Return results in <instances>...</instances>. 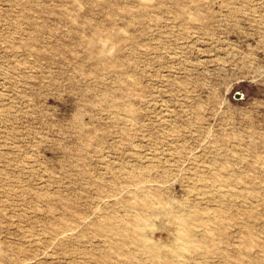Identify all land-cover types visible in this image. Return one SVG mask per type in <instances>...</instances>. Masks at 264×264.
<instances>
[{
	"label": "rangeland",
	"instance_id": "rangeland-1",
	"mask_svg": "<svg viewBox=\"0 0 264 264\" xmlns=\"http://www.w3.org/2000/svg\"><path fill=\"white\" fill-rule=\"evenodd\" d=\"M0 264H264V0H0Z\"/></svg>",
	"mask_w": 264,
	"mask_h": 264
},
{
	"label": "bare ground",
	"instance_id": "bare-ground-1",
	"mask_svg": "<svg viewBox=\"0 0 264 264\" xmlns=\"http://www.w3.org/2000/svg\"><path fill=\"white\" fill-rule=\"evenodd\" d=\"M142 198H143V197H142ZM145 199H146V198H145ZM147 201H148V200H147ZM144 202H145V201H144ZM150 202H151V201H150ZM145 205H146V204H145ZM147 205H148V203H147ZM179 210H180V209H179ZM146 215H147V214H146ZM180 216H181V215H180ZM183 217H184V220L187 219L185 215H184ZM149 221H150V220H149ZM185 222H186V221H185ZM147 224H148V223H147ZM147 224H146V225H147ZM175 229H176V228H175ZM180 230H182V231H181V235H182V233L184 234V236L187 235V226H185V225L182 226V225H181ZM141 237H142V235H141ZM181 244H183V242H181ZM174 245L177 246V248H178L180 244H179V242H177V244H174ZM182 246H183V245H182ZM171 247H172V246H171ZM177 248H175V249H177ZM175 249H174V247H173V251H175ZM177 250H178V249H177ZM177 250H176V251H177ZM176 251H175L176 254H178V253L180 252V251H179V252L177 253ZM180 255H181V254H180ZM177 260H178V259H177ZM243 263H244V262H243Z\"/></svg>",
	"mask_w": 264,
	"mask_h": 264
},
{
	"label": "water",
	"instance_id": "water-1",
	"mask_svg": "<svg viewBox=\"0 0 264 264\" xmlns=\"http://www.w3.org/2000/svg\"><path fill=\"white\" fill-rule=\"evenodd\" d=\"M239 94V93H238Z\"/></svg>",
	"mask_w": 264,
	"mask_h": 264
}]
</instances>
